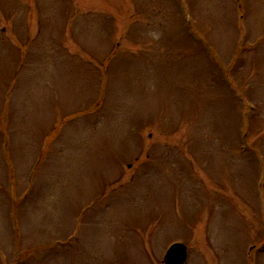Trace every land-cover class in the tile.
I'll return each mask as SVG.
<instances>
[{
	"label": "rangeland",
	"instance_id": "obj_1",
	"mask_svg": "<svg viewBox=\"0 0 264 264\" xmlns=\"http://www.w3.org/2000/svg\"><path fill=\"white\" fill-rule=\"evenodd\" d=\"M180 1L0 0V264H264V0Z\"/></svg>",
	"mask_w": 264,
	"mask_h": 264
},
{
	"label": "water",
	"instance_id": "obj_2",
	"mask_svg": "<svg viewBox=\"0 0 264 264\" xmlns=\"http://www.w3.org/2000/svg\"><path fill=\"white\" fill-rule=\"evenodd\" d=\"M186 260V247L183 243H173L165 252L164 264H182Z\"/></svg>",
	"mask_w": 264,
	"mask_h": 264
}]
</instances>
